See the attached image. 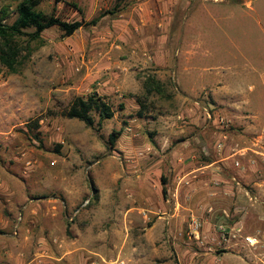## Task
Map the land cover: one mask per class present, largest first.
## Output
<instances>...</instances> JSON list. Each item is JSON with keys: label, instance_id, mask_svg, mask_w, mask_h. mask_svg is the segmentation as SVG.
<instances>
[{"label": "rangeland", "instance_id": "rangeland-1", "mask_svg": "<svg viewBox=\"0 0 264 264\" xmlns=\"http://www.w3.org/2000/svg\"><path fill=\"white\" fill-rule=\"evenodd\" d=\"M20 1L0 0V8L9 6L14 12ZM225 1L233 3L192 4L186 12L187 25L181 36L184 41L194 39L197 45L203 39L214 52L222 48L237 55L234 59H197L190 65L208 64L212 71L206 73V79L235 75L241 100L264 122V86L250 70L253 67L264 70V0ZM78 5L77 0H43L38 9L70 21L85 19L86 12H79ZM14 17L11 13L9 21ZM96 29L100 34L104 32L101 25H91L71 36H63L58 27H51L43 32L44 43L37 46L19 73H10L0 63V212L12 209L14 216L10 235L0 231V264H30L38 246L52 242L49 230L58 227L53 257L77 248L84 250L83 255L70 252L62 261L54 259L53 264H87L88 261L91 264L94 261L91 256L95 255L92 252L97 253L95 259L100 264H120L128 241L144 240L141 233L146 224L137 209L141 205L135 167L158 165L169 156L168 146L164 150L153 148L152 143L157 146L154 137L167 127L173 133H198L204 125V116L208 120L207 131L234 130L231 114H236V109L223 107V102L217 106L209 93L213 106H208V111L203 107L189 110L175 98L179 92L172 73L159 76L151 60H117L127 65L125 76L122 69H105L101 60L90 59L92 45L87 43V38ZM173 62L179 86L189 89L193 81H199L195 75L200 74L199 70L188 75L181 59L175 57ZM97 70L101 71L100 77L113 74L123 80L121 83L126 81L127 86L115 92L112 99L104 97L112 105L114 117L100 120L99 114L93 112L95 126L89 127L63 112L76 96L88 97L95 91L100 77L97 80L90 77L100 72ZM149 75L162 79L165 94L146 95L143 82ZM182 76L191 84L184 85ZM251 79L255 80L253 87ZM137 84L140 89L134 93L138 104L119 95L126 94L131 86L138 87ZM141 105L143 116L138 114ZM242 111L245 113L247 109ZM113 131L121 133L114 146L109 140ZM35 134H39V139ZM159 173L154 175L159 177ZM94 188L98 189V200L91 199L70 222L72 211L93 197ZM52 203L59 207V216L47 212L48 208L54 209ZM20 213L25 231L20 233L17 227L15 234ZM263 250L256 248L257 254Z\"/></svg>", "mask_w": 264, "mask_h": 264}, {"label": "crops", "instance_id": "crops-1", "mask_svg": "<svg viewBox=\"0 0 264 264\" xmlns=\"http://www.w3.org/2000/svg\"><path fill=\"white\" fill-rule=\"evenodd\" d=\"M206 1L233 3L225 0H77V10L86 12L87 21L100 16L103 11H116L106 14L94 25H101L104 32L100 34L96 29L87 38V43L92 45L90 59L101 60L105 69H122V73L128 70L127 65L117 60H151L157 66L159 76L172 73L175 89L179 92L175 98L185 103L189 110L195 107L207 110L208 106H213V101L208 99L209 93L217 106L223 102V107L236 109V114H231L232 131H207L208 120L204 116V125L198 133H173L169 132L171 127H167L164 129L166 132L154 137L157 146L152 143L153 148L164 150V146H168L169 156L166 155L165 162L158 165L151 163L135 167V185L141 205L137 209L146 225L141 233L144 240L130 239L128 246H124V264L264 262V250L258 254L256 251V248H264V122L253 108L241 100L235 75H217V78L212 76L206 79V73L212 71L208 64L202 62L199 67L190 65L197 59H234L237 54L222 48L214 52L203 39L197 45L194 39L184 41V36H181L187 25L184 23L187 10L192 4ZM175 57L183 61L188 75L197 70L200 72L195 74L199 76V81L192 84L182 76L184 85L191 84L189 89L181 84L180 88L174 75ZM250 70L264 86V70L254 67ZM100 73H93L90 79L97 80ZM255 80L250 81L251 87ZM122 81L113 74L100 77L97 81L99 86L94 92L112 99L115 92H121V88L127 86V82L124 84ZM137 86H131L130 91L119 95L126 101L138 104L134 93L140 89L139 84ZM242 108L247 111L244 113ZM208 116L209 119L213 118L210 112ZM154 172H160L159 177ZM52 206L54 209L48 208L47 212L58 215L59 207L53 203ZM10 210L0 212V231H5L4 235L8 236L11 217H14ZM191 218L200 220L202 225L199 231L190 227ZM18 220L20 224H15V234L17 227L20 233L25 231L21 213ZM49 231L53 243L40 244L30 264H53L54 259L62 261L70 252L83 255L84 249L77 248L63 252L60 257H53L52 247L56 248L54 244L58 242L59 227ZM248 236L256 238L258 245L247 242L245 237ZM59 250L62 252V249ZM4 252L7 253V250ZM92 253L95 255L91 256L94 258L91 264H100L99 259H95L97 253ZM145 255L146 259L143 258Z\"/></svg>", "mask_w": 264, "mask_h": 264}, {"label": "trees", "instance_id": "trees-1", "mask_svg": "<svg viewBox=\"0 0 264 264\" xmlns=\"http://www.w3.org/2000/svg\"><path fill=\"white\" fill-rule=\"evenodd\" d=\"M43 0H21L13 11L9 6L0 8V63L10 72L19 73L23 65L29 60L37 46L44 43L43 32L51 27H58L63 36H71L81 27L96 25L100 18L116 11H104L100 16L91 20H66L55 13H46L38 9ZM61 2L63 0H56ZM76 6V5H75ZM80 10V9H79ZM11 13L15 17L9 21ZM146 95L156 93L163 95L166 92L165 85L156 75H149L143 82ZM169 97V95H167ZM139 102L141 100L138 98ZM93 112H97L100 120L111 119L115 111L110 103L97 92H92L88 97L76 96L70 106L63 112L68 118H76L87 126H95ZM143 116L142 105L138 111ZM33 130V128H32ZM121 134L113 131L110 134V143L115 145ZM39 139V134H35ZM98 189L94 188L91 199L98 200Z\"/></svg>", "mask_w": 264, "mask_h": 264}, {"label": "built area", "instance_id": "built-area-1", "mask_svg": "<svg viewBox=\"0 0 264 264\" xmlns=\"http://www.w3.org/2000/svg\"><path fill=\"white\" fill-rule=\"evenodd\" d=\"M128 130H131V128L129 127ZM90 202H91V198L87 199V200L82 204V206H81L80 208H77V209H75L74 211H72V213H71L70 217L68 218V220H69L70 222H72V221H73V220L79 215V213H80V211H81V208L87 206ZM189 225H190V227H191L193 230H195V231H199L200 228H201V225H202V224H201V222H200L199 219H197V218H193V219L190 221ZM245 240H246L247 242H249L250 244H255V243H257V239L254 238V237H249V236H248V237H245ZM93 264H94V263H93ZM120 264H124V262H123V261H120Z\"/></svg>", "mask_w": 264, "mask_h": 264}]
</instances>
